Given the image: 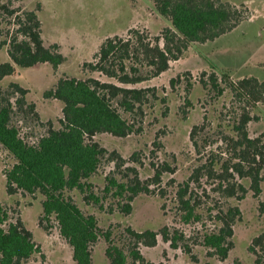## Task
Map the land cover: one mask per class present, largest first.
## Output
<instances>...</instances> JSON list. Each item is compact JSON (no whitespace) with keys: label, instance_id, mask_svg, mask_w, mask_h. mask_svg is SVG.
I'll return each instance as SVG.
<instances>
[{"label":"rangeland","instance_id":"1","mask_svg":"<svg viewBox=\"0 0 264 264\" xmlns=\"http://www.w3.org/2000/svg\"><path fill=\"white\" fill-rule=\"evenodd\" d=\"M217 1L230 4L238 12V25L232 31L214 41L189 44L179 59L170 61L169 69L158 76L139 56V60L133 62L138 63L136 65L141 69L138 75L145 80L132 85L84 72L83 66L94 62L100 46L108 38L120 37L126 41L132 31H139L145 43L154 44L155 38L161 37L165 29L173 28L171 22L156 10L155 0L2 2H12V9H19L17 15L24 11L37 12L45 44H58L66 58L57 70L50 64H38L29 69L17 68L13 76L0 80V89L17 83L28 90L27 105L17 118L22 133L36 137L47 131L42 125L51 123L55 129L62 127V103L44 97V93L62 76L81 79L92 74L102 82L147 91L143 104L137 105L128 117L134 127L130 136L120 139L110 134H99L94 138L106 150V156L92 183L100 192L106 184V177L114 173L119 162L116 157L119 156L125 161L122 171L136 168L139 179L151 183V193L140 194L134 200L130 215L121 213L119 209L110 214L107 209L110 201L101 211L87 205L78 191L71 192L70 196L86 214L96 216L102 230L111 228L116 237L127 227L136 231H159L163 227L178 230L183 237L177 249H172L171 244L164 243L161 238L155 248L140 247L146 260L155 264H254L255 257L249 252V247L253 239L264 232V211L261 210L264 185L261 195L255 196L249 191L243 200H239L238 197L226 199L217 193L215 180L203 177L200 181H191L193 171L200 165L210 163L214 158L218 173L221 162L231 157V144L227 141L235 138L234 121H238L244 111L253 117L248 126L250 136L256 138L264 133V103L253 108L246 99L236 100L229 88V83L245 78L264 82V0ZM1 22L0 43L17 30L14 19L3 12L0 13ZM159 44L164 47V40ZM9 61L8 46L0 45V64ZM212 74L218 76L223 95L210 86ZM223 74L229 76L228 82H223ZM29 105L35 106L34 113L38 119L28 112ZM196 125H204V130L196 136L197 148L190 140V133ZM134 153L141 164L133 162ZM12 165V158L0 149V203L11 211V221L21 219L39 246L40 252L24 264H76L72 248L61 236L56 223L53 222L49 232L39 227L43 212L41 196L8 195L4 172ZM166 165L171 171L164 170L159 184L150 182L154 180L157 169L163 170ZM126 174L134 177L132 173ZM187 183V197H192L197 214L202 218L200 222L189 225L181 220L177 196ZM246 186L249 188L248 183ZM232 206H238L242 216L233 226V248L222 260L203 246V236L218 231L221 224L217 222L216 215ZM106 247V242L101 239L93 248L95 264H108Z\"/></svg>","mask_w":264,"mask_h":264},{"label":"trees","instance_id":"2","mask_svg":"<svg viewBox=\"0 0 264 264\" xmlns=\"http://www.w3.org/2000/svg\"><path fill=\"white\" fill-rule=\"evenodd\" d=\"M2 2L0 0V13L14 19L17 30L0 43L2 47L8 46L10 58L9 62L0 64V80L13 76L17 68L29 69L38 64H50L57 70L66 58L58 44H45L37 12L24 11L22 15H17L19 9H12V2ZM155 6L173 28L165 29L161 37L155 38L154 44L145 43L139 31H132L126 41L120 37L108 38L100 46L94 62L84 64L83 71L115 79L124 85L138 84L145 80L138 75L141 72L136 65L138 63L133 62L139 60V56L158 76L169 69L170 61L179 59L189 44L214 41L238 25V12L233 6L217 0H155ZM161 40L165 42L164 47L159 44ZM92 74L81 79L62 76L44 93L46 99L62 103V127L55 129L51 123L42 125L47 131L36 137L22 133L17 120L18 114L27 105L28 90L17 83L0 89V149L13 160V165L4 172L6 190L9 196L18 193L22 196H41L43 212L39 227L49 232L55 222L61 236L72 248L76 264H95L93 248L101 239L107 245L105 256L108 264H155L146 260L140 247L155 248L161 238L164 243H170L172 249H177L183 237L178 230L163 227L159 231H136L127 227L116 237L111 228L102 230L96 216L86 214L70 196L71 192L78 191L87 205L101 211L110 201L107 207L110 214L119 209L121 213L130 215L134 200L140 194L151 193V183L142 182L136 168L122 171L125 161L119 156L116 157L119 162L114 173L106 177V184L100 192L92 183L106 156V150L94 138L99 134H110L120 139L130 136L134 127L128 117L147 96L145 90L102 82ZM222 77L223 82L229 81L228 75L223 74ZM209 82L215 91L223 95L217 75H210ZM229 88L236 100L246 99L253 108L264 103V82L255 78L229 83ZM28 112L38 119L34 105L28 106ZM252 121L248 111L234 121L236 136L227 141L231 144V157L221 162L218 173L215 169L217 161L213 158L210 163H204L193 171L191 181H200L203 177L215 180L217 187L214 190L226 199L238 197L243 200L249 191L255 196L261 195L264 185V133L251 137L248 126ZM203 130L204 125L192 128L190 140L195 148L199 144L196 136ZM132 160L141 164L136 153ZM164 170L171 171L167 165L163 170L157 169L154 180L150 182L159 184ZM126 173H132L134 177ZM188 191L187 183L177 195L181 220L187 225L202 220L192 197H187ZM261 210L264 211V203ZM241 216L238 206L219 211L216 220L221 224L220 228L203 236L202 244L211 250L210 254L222 260L228 257L233 248V226L241 220ZM11 220V211L0 203V264H24L40 252L39 246L20 218ZM249 252L255 257L254 264L263 263L264 232L253 239Z\"/></svg>","mask_w":264,"mask_h":264}]
</instances>
